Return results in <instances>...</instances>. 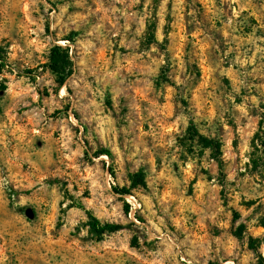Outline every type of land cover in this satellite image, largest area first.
<instances>
[{"label":"rangeland","instance_id":"rangeland-1","mask_svg":"<svg viewBox=\"0 0 264 264\" xmlns=\"http://www.w3.org/2000/svg\"><path fill=\"white\" fill-rule=\"evenodd\" d=\"M261 258L264 0H0V264Z\"/></svg>","mask_w":264,"mask_h":264},{"label":"trees","instance_id":"trees-1","mask_svg":"<svg viewBox=\"0 0 264 264\" xmlns=\"http://www.w3.org/2000/svg\"><path fill=\"white\" fill-rule=\"evenodd\" d=\"M68 51V49H64L61 46H54L51 49V54L49 57V68L52 72V74L56 78V82L59 87H63L66 84V81L73 75V70L70 68L69 63L67 62L68 54H65V52ZM193 136H195L199 143L203 144L207 148H212L213 150L220 151V144H218L216 141L206 138L203 134H201L195 126H192ZM104 154H108V151H102L101 153H97V156H101ZM134 186H144L146 184L145 182V173L141 170L138 173L132 175ZM114 192L120 196H126L130 195L132 191L126 187L119 188L114 187ZM132 210V206L128 203L124 206L125 214L128 215ZM88 215L90 217V226L92 230L99 236H103L106 233H117L120 230H123L125 228L124 225L118 224V223H102L99 219L96 217H93L90 212H88ZM236 235L238 237L243 236V231L240 229L238 232H236ZM256 239H254L252 236L249 237V245L250 248L255 249V243ZM261 262L264 263V259L261 258Z\"/></svg>","mask_w":264,"mask_h":264}]
</instances>
